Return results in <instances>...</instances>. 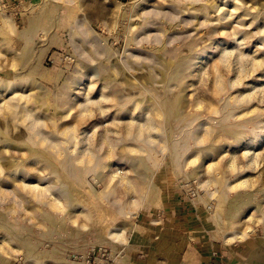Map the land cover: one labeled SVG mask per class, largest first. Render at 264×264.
Returning a JSON list of instances; mask_svg holds the SVG:
<instances>
[{
	"label": "rangeland",
	"instance_id": "1",
	"mask_svg": "<svg viewBox=\"0 0 264 264\" xmlns=\"http://www.w3.org/2000/svg\"><path fill=\"white\" fill-rule=\"evenodd\" d=\"M177 200L264 234V0H0V264Z\"/></svg>",
	"mask_w": 264,
	"mask_h": 264
},
{
	"label": "crops",
	"instance_id": "2",
	"mask_svg": "<svg viewBox=\"0 0 264 264\" xmlns=\"http://www.w3.org/2000/svg\"><path fill=\"white\" fill-rule=\"evenodd\" d=\"M162 211L163 219L159 211H147L127 222L116 264H264V234L229 244L215 237L203 209L177 200Z\"/></svg>",
	"mask_w": 264,
	"mask_h": 264
},
{
	"label": "built area",
	"instance_id": "3",
	"mask_svg": "<svg viewBox=\"0 0 264 264\" xmlns=\"http://www.w3.org/2000/svg\"><path fill=\"white\" fill-rule=\"evenodd\" d=\"M123 256L122 249L93 246L86 252L71 256L73 264H116Z\"/></svg>",
	"mask_w": 264,
	"mask_h": 264
},
{
	"label": "water",
	"instance_id": "4",
	"mask_svg": "<svg viewBox=\"0 0 264 264\" xmlns=\"http://www.w3.org/2000/svg\"><path fill=\"white\" fill-rule=\"evenodd\" d=\"M8 75H11V71H8L5 74H3V76H8Z\"/></svg>",
	"mask_w": 264,
	"mask_h": 264
},
{
	"label": "bare ground",
	"instance_id": "5",
	"mask_svg": "<svg viewBox=\"0 0 264 264\" xmlns=\"http://www.w3.org/2000/svg\"><path fill=\"white\" fill-rule=\"evenodd\" d=\"M239 237V236H238Z\"/></svg>",
	"mask_w": 264,
	"mask_h": 264
}]
</instances>
